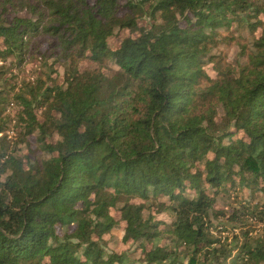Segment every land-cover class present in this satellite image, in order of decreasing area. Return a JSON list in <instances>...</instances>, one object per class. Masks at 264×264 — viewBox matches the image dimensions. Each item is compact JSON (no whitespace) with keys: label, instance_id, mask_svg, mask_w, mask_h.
Listing matches in <instances>:
<instances>
[{"label":"trees","instance_id":"16d2710c","mask_svg":"<svg viewBox=\"0 0 264 264\" xmlns=\"http://www.w3.org/2000/svg\"><path fill=\"white\" fill-rule=\"evenodd\" d=\"M232 42L235 64L216 62ZM47 54L63 80L29 98L2 89L0 65V108L20 103L42 153L0 152V264H134L106 236L143 264H264V0H0V62Z\"/></svg>","mask_w":264,"mask_h":264},{"label":"rangeland","instance_id":"374dc122","mask_svg":"<svg viewBox=\"0 0 264 264\" xmlns=\"http://www.w3.org/2000/svg\"><path fill=\"white\" fill-rule=\"evenodd\" d=\"M242 35L244 40L239 41L241 44H246L247 39H249L248 34L241 31L239 33ZM131 33L127 30L117 31L115 35L109 40V47L114 49L119 46V44L127 37H130ZM47 49V45H44L41 49L42 53ZM240 54V48L236 42L231 44H221L213 51V56H215L216 62L226 64L227 62L235 64L238 60ZM14 59H9L7 62H0V65L4 67L2 75L7 80L5 86H1L2 89L11 93V97L17 93L22 92L25 97L29 98L26 91V85L35 86L39 81L48 80L50 71L52 73V81L49 82L60 84L63 80L64 68L60 64H54L53 58L50 54L37 57L35 60H30L26 65H16ZM95 67L91 62L87 61L80 65L82 71H88ZM214 63H210L206 66V72L210 77H215ZM109 75H113L110 71ZM22 111L19 102L10 101V105L6 106L4 109L0 108V128L4 129L0 134V139L5 138L0 141V152H8L15 154L16 156H28L31 159L36 157L35 153H31L29 150H37V156L41 157V151L35 143L34 137L29 139L31 143V148L28 149L25 143H23L24 137L19 134L21 129L18 128V118ZM58 139L57 135H54L52 140L56 141ZM239 189H233L228 191L227 194L221 193L217 199V208L225 209V211H231L233 208L237 207L238 203L241 202V196L239 194ZM138 202V200H136ZM111 214L118 220L120 218L117 211L112 210ZM155 221L161 224H171L173 219L168 214H159ZM123 226V223L121 224ZM215 227H218L219 231L222 232V238H227L229 241L232 240L231 226H228V231L226 227L218 226L217 222L214 223ZM71 228H74L72 226ZM65 229V228H64ZM60 229L63 233L65 230ZM215 231L214 228L212 229ZM226 231V232H225ZM216 234V232H214ZM165 243V242H164ZM105 250L110 253L125 254L128 256L134 264H143L141 261V248L138 243H125L120 238H112L110 236L105 237Z\"/></svg>","mask_w":264,"mask_h":264}]
</instances>
